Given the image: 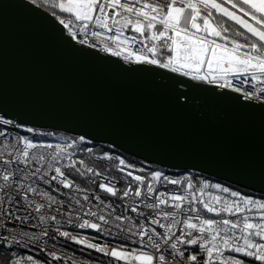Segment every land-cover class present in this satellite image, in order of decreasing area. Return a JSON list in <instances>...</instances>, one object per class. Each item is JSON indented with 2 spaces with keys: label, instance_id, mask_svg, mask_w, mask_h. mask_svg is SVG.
<instances>
[{
  "label": "water",
  "instance_id": "1",
  "mask_svg": "<svg viewBox=\"0 0 264 264\" xmlns=\"http://www.w3.org/2000/svg\"><path fill=\"white\" fill-rule=\"evenodd\" d=\"M0 111L264 193V103L81 45L31 0H0Z\"/></svg>",
  "mask_w": 264,
  "mask_h": 264
},
{
  "label": "snow or ice",
  "instance_id": "2",
  "mask_svg": "<svg viewBox=\"0 0 264 264\" xmlns=\"http://www.w3.org/2000/svg\"><path fill=\"white\" fill-rule=\"evenodd\" d=\"M35 3V0H32ZM140 0H130L129 3H121V0H106L102 3L101 0H60L58 7L70 15H73L75 21L81 25L78 31H73L70 23H65L62 19L60 23L68 29L69 36L72 39H77L80 33L84 34L83 39H80L81 44L88 43V26L91 22L109 31L108 20L112 19L106 13L107 8H122L127 13L135 16V20L128 19L122 25L123 27L131 26L136 33H143L147 30H152L157 25L162 26L163 30L152 32L151 40H161L160 48H168L170 54L166 60L153 58L158 55V46L147 48L148 53L153 56L138 54L130 50L113 49L105 45L104 51L109 52L117 57L123 55L127 61H131L135 57V62L156 65L163 69H168L173 73H177L183 77H189L191 80L206 81L209 84L216 83L220 79L224 80L221 87H229L233 91L242 92V88H236L233 85V80L241 82L243 85L249 83L264 84V0H166L165 3L145 2L138 8L136 5ZM179 5V6H177ZM225 5H230L227 7ZM218 13L219 16L214 15ZM99 12V15H95ZM115 15V13H113ZM227 18L225 20L224 18ZM201 21V23H198ZM229 21L233 22L229 24ZM113 23H118L113 20ZM239 26V27H235ZM195 30V31H192ZM117 35L113 37L118 39L119 29L116 30ZM169 31L175 33V37H181L183 44L177 39L169 36ZM92 37L102 35L99 31H92ZM195 36V39H193ZM241 38L244 42H241ZM135 39V38H133ZM169 41L171 43L169 44ZM171 45H177L175 49ZM183 48V51H181ZM124 51L128 54L124 55ZM213 65L219 75L213 74ZM207 67V71L202 70ZM229 76L232 79H229ZM250 77V79H249ZM183 83V81H181ZM260 93H264V88L259 89ZM247 98H252L255 93H244ZM9 126L13 130H22L32 134L33 138L21 136L17 133L16 145H13V152L9 153V158L0 156V180L5 182L14 181L17 172L21 170L20 166L25 168L33 163H39L42 167L47 166L52 168L53 164H62L67 161L66 167L76 168L77 164L83 165V160H75L76 150L80 149L91 154L92 148L81 149L82 145L89 143L86 136H79L76 139H62L60 143H47L44 141H36L35 137H45L54 135V133H46L38 131L23 122H19L14 118L7 117L0 111V139L8 137ZM22 145V147H19ZM103 159L111 160L112 156L108 153L103 154ZM118 159L119 171L124 172L127 168L134 166L126 164L122 158ZM15 165V168L12 167ZM79 172V169H76ZM56 175L51 176V180H59V183L65 189H71L74 184L69 180L61 166L54 168ZM88 173H93L94 170L90 167L86 169ZM40 172V168H36L31 173L36 176ZM83 174V173H81ZM98 174V173H97ZM127 176L132 177L139 185L147 183V191L144 192L140 186L135 188V196H147L151 198L155 192L153 182H159L161 179L168 184L180 185L181 179H170L160 171L152 172L150 178L143 175H134L132 171H127ZM43 179V176L40 177ZM187 195L173 194L169 196L167 193H159L155 196V203L147 204L148 208L159 209L160 205H166L169 200L173 202V207L180 212L192 213L194 215H186L183 219L176 218L177 213L163 212L164 219L171 220V223L164 225L159 220L153 218L150 220L151 225H159L161 228H166L164 244H170V248L174 253L173 259L183 258L184 251L178 249V244L198 245L201 251L206 253V258L203 259V264H245V261L239 257L253 258L255 261L264 264V200L255 199L250 196H243L239 192L231 191L227 187H222L220 184H208L205 182L199 189L200 193L205 194V190L213 188L220 190L223 193H230L231 197L237 198L229 201L219 195L207 193V199L195 194V186L192 183L191 176H187ZM22 187V185H20ZM99 188L110 194L117 195L115 186L101 183ZM28 192L37 193V189L28 188ZM44 198L56 203L52 200L47 192L38 193ZM131 194V186L123 192V197H128ZM27 199V194L24 195ZM88 200V196H84ZM98 199V197H97ZM79 203V201H77ZM187 203L189 207L183 205ZM202 205V208L207 213H230L237 216L236 220L232 219H208L202 218L201 209L196 205ZM45 204H35V211L39 212ZM132 212H137V208H132ZM255 212V216L247 215L246 213ZM96 216L97 213H90ZM258 217V219H257ZM17 220L22 219L16 217ZM26 221L28 218L23 217ZM44 220V217H40ZM53 221L56 217H51ZM98 219L107 224L109 221L104 215H99ZM117 221H123L126 218L120 216L115 217ZM195 221V222H194ZM71 222V221H69ZM182 224L184 229L181 236L173 237L172 229ZM79 228H91L98 231H103L99 223H91L84 220L80 223ZM119 227V225H117ZM133 235H139L140 243L144 247H150L156 250V253H150L143 250H133L129 252L123 248L105 246L89 243L85 240H78L76 237H71L77 243L86 244L90 249H96L112 258L129 262V264H169L166 255L161 250V244L154 240V236L160 235L155 228L148 231L143 229L138 232H133L132 228L121 229ZM193 230L199 235L193 236ZM59 232V230H57ZM47 235V232L44 233ZM63 237H69L67 231L59 232ZM144 237H147L149 244H144ZM34 239V237H32ZM9 244L19 243L13 238L8 241ZM230 250L238 254V256H225L224 251ZM53 259H60L55 253L51 254ZM190 264H196L198 260L197 254H191L187 257ZM26 261L30 264H40L33 256L26 257ZM9 264H25V261L17 257L14 261L10 260ZM181 264L183 261L181 260Z\"/></svg>",
  "mask_w": 264,
  "mask_h": 264
},
{
  "label": "built area",
  "instance_id": "3",
  "mask_svg": "<svg viewBox=\"0 0 264 264\" xmlns=\"http://www.w3.org/2000/svg\"><path fill=\"white\" fill-rule=\"evenodd\" d=\"M101 2L104 3L106 0H101ZM129 2L130 0H121V3ZM144 2L145 0H140V3H138L136 7L139 8ZM147 2L165 3L166 0H147ZM106 13L113 17L107 21L109 28L112 30L109 31L107 28H103L96 25L94 22H91L88 26V43L86 44H81L79 42V40L84 37L83 33H80L77 39H72L69 36L68 29L60 23V20L62 19L65 23L71 22L70 27L72 30L78 31V28L81 25L75 21L74 16H54L63 27L66 35L81 45L91 47L102 52H105L103 50L105 45L112 47L113 49H117V46H119V49L130 50L138 54L153 56L152 53L147 52V48H150L148 42L138 33L131 31L128 28L117 26L113 23V20H115L118 14L127 13L124 9L107 8ZM113 13H115V15H113ZM95 15H99V12H96ZM117 29H119V36L118 39L114 40L113 37L117 35ZM92 31H99L102 35L99 37H92L90 34ZM105 53L112 55L109 52ZM123 54L126 55L128 53L127 51H124ZM119 58L127 61L123 58V55L119 56ZM153 58L158 57L155 55ZM128 62L143 64L135 62V57H132L131 61ZM213 74L219 75L216 73ZM229 79H232V77L229 76ZM202 82L207 83L206 81ZM223 83L224 80L220 79L218 82L212 84L218 86L219 88L233 91L229 87H221L220 85ZM233 85L236 88H242V92H234L241 94L244 98L264 103V93L259 92L260 88H264V84L249 83L247 85H243L241 82L233 80ZM244 93H255V95H253L252 98H247ZM26 125L37 129L33 125ZM37 130L42 131L40 129ZM17 133L21 136L33 138L32 134L22 130H13L9 126L8 137L6 139H0V156L9 158L8 154L13 152V145H16L15 137L17 136ZM78 137L79 136L73 137L66 134H57V136L53 139H36V137L34 139L36 141H44L55 144L62 142V139H76ZM85 145H82L81 149ZM19 147H22V145ZM66 164L67 161H63L62 164H53L52 168H48L46 165L42 167L39 163L30 164L26 168L21 165V170L17 172L14 181L7 182L6 184L0 180V244H4L12 248L18 247L25 249L38 261H41L44 264H129V262L117 260L97 251L96 249H90L86 246V244L77 243L75 240L71 239V237H76L78 240L82 239L89 243L105 246L109 249L112 247H118L128 251L133 245H142L140 243L141 238L139 235H133L132 233H127L121 229L132 228L133 232H138L141 229L148 231L151 228H155L156 232L160 235L154 236V240L161 244V250L166 255L169 264H181V260L183 261V264H190L187 257L191 254L198 255L196 264H203V259L206 258V253L201 251L198 245L178 244V249L180 251H184L185 255L183 258L173 259L174 253L170 248V244H164L167 229L161 228L159 225L150 224V220L153 218L159 220L160 223L164 225L171 223V220L164 219L162 215L163 212L177 213L176 218L178 219H183L186 215H194L192 213L180 212L175 209L172 206L173 202L171 200H169V203L166 205H160L159 209L146 207L147 204L155 203V196L159 193H167L169 196L173 194L187 195V183L184 181L182 175L173 172H166L158 168L153 169L152 172L160 171L170 179H181L183 182L180 185L168 184L163 181V179H161L158 183L153 182L155 192L151 198L147 196H141L139 198L136 197L134 194L135 188L140 186L142 190L146 192L147 183L139 185V182L128 176L129 181L124 191L128 190L129 186H131V194L128 197H123L124 191H122L121 193H117L116 196H111L106 192L93 190L81 183L79 180L69 176L64 171L66 166L63 165ZM57 166H61L66 177L73 181L74 186L71 189L63 188L59 183V180H51V176L56 175L54 168ZM12 167L15 168V165ZM36 168H40V172L37 173L36 176H32L31 173L35 171ZM133 174L138 175L134 172ZM41 176H43V179L40 178ZM98 178L101 183L109 184L115 187L118 185V179L113 176L101 174ZM205 182L210 185L220 184L222 187H227L231 191L239 192L243 196H250L255 199L264 200V193L233 186L225 180H221L210 175L199 176L196 181H192L195 186L193 191H195L197 196H201L204 199H207L206 194L209 192L213 195H219L222 198H226L229 201L237 199L231 197L230 193H223L220 190L213 188L206 189L205 194L202 196L199 189ZM135 183H137L136 186L134 185ZM20 185H22V187H20ZM29 187L36 188L37 193L28 192ZM43 192H47L52 200L56 201V203H52V201L38 194ZM25 194H27V199L23 198ZM84 196H88V200H85ZM77 201H79V203H77ZM38 203L45 204V207L39 212H36L35 204ZM183 206L189 207L187 203ZM196 206L201 209L202 218L216 220L237 219L236 215L230 213H207L203 210L202 205L197 204ZM132 208H137L138 211L132 212ZM92 212L97 213V215L92 216L90 214ZM246 214L255 216V212ZM99 215H104L109 222L105 224L103 221H100L98 219ZM41 216L44 217V220L40 219ZM53 216L56 217L55 221L51 219ZM117 216L126 219L122 222L117 221L115 219ZM16 217H21L22 219L17 220ZM23 217H27L28 219L25 221ZM84 220H88L91 223H99L103 231L91 228H79L78 225L83 223ZM117 225H119V227H117ZM183 229L184 226L182 224L176 225L170 234H172L174 238L179 237L181 236ZM57 230H59V232L67 231L70 236L63 237L59 235ZM45 232H47L46 236L44 235ZM197 235H199V233L193 230V236ZM32 237H34V239H32ZM13 238L18 240L19 243L9 244L8 241ZM149 243L150 242L147 240V237H144V244ZM142 246L144 247V245ZM143 251L158 254L155 249L150 247H144ZM52 253H55L56 256L60 257V259H53L51 256ZM224 255L238 256V254L227 249L224 251ZM239 258L243 259L245 264H261V262L255 261L253 258ZM135 264H139V262H135Z\"/></svg>",
  "mask_w": 264,
  "mask_h": 264
},
{
  "label": "trees",
  "instance_id": "4",
  "mask_svg": "<svg viewBox=\"0 0 264 264\" xmlns=\"http://www.w3.org/2000/svg\"><path fill=\"white\" fill-rule=\"evenodd\" d=\"M219 1L223 2V0H219ZM59 2L60 0H35V4L53 13L54 15H70L67 12H63L57 6ZM227 6L230 7V5H227ZM213 13L214 15L219 16V14L215 13L214 10H213ZM224 19L227 20L226 17ZM115 21H117L118 23H114V24L120 27H123L122 25L125 23L122 20L118 19L117 17L115 18ZM198 23H201V21H198ZM232 23L233 22L229 21V24H232ZM235 27H239V26H235ZM124 28H128L129 30L134 31L131 26L124 27ZM162 30H163L162 26L157 25L155 29L147 30L143 33H138V34L148 42L150 47H153L154 45L158 46V55L156 56L161 60H166L170 54H174V53L170 52L168 48H160L159 45L161 44V40H151L150 39L153 31L159 32ZM241 42H244L242 38H241ZM170 43L171 41H169V44ZM171 47L173 48V45H171ZM34 127L46 133H54V135H51V136L41 137V139H53L54 137L57 136V134H66V135H71L73 137H77V135L61 130V129H55L51 127H41V126H34ZM89 147L93 149L91 154L87 153L86 151L77 149L76 155L73 157V159L75 160H83L84 161L83 165L77 164L76 168L65 167L64 171L69 176L79 180L81 183H83L84 185H86L87 187L93 190L102 191L99 188V184H101L99 178L95 174H93L96 171V169H99V171L118 179V185L116 186V189L118 190L117 193H121L122 191H124L129 181V177L124 172L119 171V167H118L119 162L117 158H124L126 164L134 166L133 168H127L125 170L132 171L134 173H137L138 175H143L146 178H150L152 170L156 168L162 169L166 172H173V173L180 174L182 175L183 178L190 175L191 180L193 182L196 181L199 176L208 175L197 169H192V168L174 169V168H170L165 165L154 163V162L145 160L143 158H140L138 156L131 155L119 149L114 144L103 141V140H90L89 143H87L82 149L89 148ZM108 152L113 154L112 159L111 160L103 159L102 158L103 154L108 153ZM88 167L92 168L94 172L88 173L86 171ZM77 168L79 169V172L76 170ZM184 181L187 183L186 179H184ZM227 182L233 186L242 187V188L254 191L253 189L248 188L246 186L232 183L229 181ZM134 185L136 186L137 183H135ZM29 255H32V254L25 249H21L18 247L12 248L4 244H0V264H9L10 260L14 261L17 257L24 260L25 264H30V262L26 261V257Z\"/></svg>",
  "mask_w": 264,
  "mask_h": 264
},
{
  "label": "rangeland",
  "instance_id": "5",
  "mask_svg": "<svg viewBox=\"0 0 264 264\" xmlns=\"http://www.w3.org/2000/svg\"><path fill=\"white\" fill-rule=\"evenodd\" d=\"M177 6H179V5H177ZM71 16H73V15H71ZM117 18L120 19V20H122L123 22H125V21L128 20V19H131V20H135V19H136L135 16H132V15L129 14V13L118 14V15H117ZM192 31H195V30H192ZM157 34H158V32H157ZM168 35H169V36H172L173 38L177 39L181 44H183L182 37L185 35L184 33H181V37H175V33L169 31ZM193 39H195V36H193ZM176 47H177V45H173V49H175ZM181 51H183V48H181ZM204 71H207V67H206V66H205V68L202 70V73H203ZM213 73L219 74V72H218L217 70H215V65H213ZM36 139H41V137H36ZM108 154L111 155V156L113 155V154L110 153V152H108ZM122 159H124V158H122ZM126 171H128V170H125V171H124L125 174L127 173ZM97 173H98V174H97ZM93 174H95V175L98 177V176H100L101 174H105V173L99 171V169H96V171H95ZM109 186H111V185H109ZM115 188H116V187H115ZM133 250H137V251H139V250H144V247H143L142 245H140V244H137V245H133L132 248H131L130 250H128V251H129V252H133ZM31 256H33V255H31ZM33 257H34V256H33ZM34 259L37 260L35 257H34ZM37 261H38V260H37ZM38 262H40V264H44V263H42L41 261H38Z\"/></svg>",
  "mask_w": 264,
  "mask_h": 264
}]
</instances>
